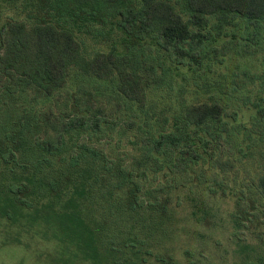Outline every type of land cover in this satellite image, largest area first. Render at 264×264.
I'll return each mask as SVG.
<instances>
[{
	"label": "trees",
	"instance_id": "trees-1",
	"mask_svg": "<svg viewBox=\"0 0 264 264\" xmlns=\"http://www.w3.org/2000/svg\"><path fill=\"white\" fill-rule=\"evenodd\" d=\"M237 21L264 26V0H0V245L52 240L50 264H211L173 246L181 195L199 188L203 205V195H230L235 225L250 226L264 200V145L252 194L226 187L207 138L227 129L223 102L157 105L152 93L170 82L142 47L197 60L206 25ZM100 23L121 45L85 54L72 26ZM70 68L92 82L70 89ZM262 244L236 264H264Z\"/></svg>",
	"mask_w": 264,
	"mask_h": 264
},
{
	"label": "rangeland",
	"instance_id": "rangeland-1",
	"mask_svg": "<svg viewBox=\"0 0 264 264\" xmlns=\"http://www.w3.org/2000/svg\"><path fill=\"white\" fill-rule=\"evenodd\" d=\"M72 27L85 54L105 50L112 44L121 45V33L110 23L90 24L80 29ZM202 31L207 36L203 38V48L197 60L188 54L179 55L171 48H161L153 42L142 47L144 59L154 65L156 73L170 82V86L162 84L157 87L152 96L157 105L170 103L174 107L178 106L180 96L189 100L214 94L223 102L227 111L224 116L227 129L219 130V139L207 137L216 161L212 167L226 171L223 180L226 187L230 185L236 191L241 188L245 195L250 196V178L258 165L257 152L264 145V139L260 140V136L264 137V116L258 118L256 114L258 105L264 107V26L255 28L237 21L219 29L208 24ZM67 81L71 89L79 83L87 86L92 79L70 68ZM117 100L123 107L128 102L119 96ZM124 112L130 113V109L125 108ZM251 121L254 124H250ZM124 141L121 140V146L116 149H125L126 146H122ZM198 192L200 189L195 187L194 191H185L181 195L184 203L179 211L178 233L172 239L178 256L182 255L184 247H189L211 264H236L246 254L248 258L258 257L263 246L264 200L259 198L254 202L255 218L248 217L247 222H243L250 226L237 227L230 195H203V205L198 201L202 197ZM248 204L243 201L241 206L248 210ZM243 244L246 248L240 250L239 245ZM53 246L52 240L37 241L29 247L2 244L0 264H50Z\"/></svg>",
	"mask_w": 264,
	"mask_h": 264
}]
</instances>
